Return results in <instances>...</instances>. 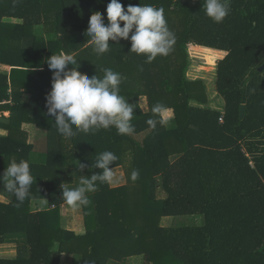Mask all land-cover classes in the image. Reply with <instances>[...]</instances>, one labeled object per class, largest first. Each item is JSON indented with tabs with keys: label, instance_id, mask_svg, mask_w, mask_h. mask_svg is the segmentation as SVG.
<instances>
[{
	"label": "trees",
	"instance_id": "1",
	"mask_svg": "<svg viewBox=\"0 0 264 264\" xmlns=\"http://www.w3.org/2000/svg\"><path fill=\"white\" fill-rule=\"evenodd\" d=\"M109 2L0 0V65L12 67L10 74L0 69V110L11 111L0 117V128L9 130L0 137V166L23 159L33 176L23 203L15 197L0 202V243L11 233L27 234L19 256L0 264H59L67 251L82 253V264H123L134 255H143L144 264H264V0H231L222 23L205 15L203 0H120L125 9L139 4L163 9L175 44L150 63L130 51V39L110 40L100 55L93 50L89 19L99 11L107 24ZM191 45L226 51L215 81L225 101L223 121L221 110L208 106L204 81L187 76ZM57 54H71L77 63L69 68L89 77L102 78L104 69L120 73L119 94L134 108L131 135H119L115 127L79 132L70 141L59 134L47 106L32 100L50 92L46 60ZM25 93L33 95L29 102L23 101ZM141 96L147 97L148 111ZM157 103L170 113L169 122L153 130L146 121ZM23 122L47 134L40 163L32 160L35 146L27 133L15 135ZM104 151L118 157L109 168L122 166L126 184L97 182L90 205L83 207L87 233L63 230L62 186L74 188L82 175L102 172L94 166ZM79 163L87 166L82 172ZM133 169L139 172L134 182ZM42 199L55 208L32 212V201ZM186 216L194 223H162L165 217Z\"/></svg>",
	"mask_w": 264,
	"mask_h": 264
},
{
	"label": "clouds",
	"instance_id": "2",
	"mask_svg": "<svg viewBox=\"0 0 264 264\" xmlns=\"http://www.w3.org/2000/svg\"><path fill=\"white\" fill-rule=\"evenodd\" d=\"M202 7L208 18L222 23L230 13L231 0H203ZM106 15L107 24L102 13L94 11L86 30L98 55L109 50L110 40L130 39V51L144 55L146 62L150 63L158 55L167 56L175 44V35L167 26L163 9L141 4L128 5L125 9L120 0H110ZM46 62L52 70V87L46 96L47 112L54 117L57 130L65 140L70 141L79 132L95 133L111 127H115L119 135H131L135 131L131 123L134 108L119 94L120 73L104 69L102 78L97 75L89 77L78 68H69V65L77 63L71 54L51 55ZM151 111L153 116L146 121L151 129L155 130L157 124L164 126L169 122L170 114L164 105L157 103ZM117 159L111 151L100 153L94 167L102 172L82 175L74 188L62 186L64 203L73 210L87 208L91 203L89 194L97 190V182H112L113 170L109 165ZM78 166L81 172L87 167L84 163ZM138 178V170L133 169L130 179L134 182ZM0 183L19 203H23L29 197L33 184L29 163L23 159L19 162L11 160L3 176H0Z\"/></svg>",
	"mask_w": 264,
	"mask_h": 264
},
{
	"label": "crops",
	"instance_id": "3",
	"mask_svg": "<svg viewBox=\"0 0 264 264\" xmlns=\"http://www.w3.org/2000/svg\"><path fill=\"white\" fill-rule=\"evenodd\" d=\"M5 20L10 21V22H21V20L13 19V18H8ZM38 29L41 32H43L41 27H38ZM52 29H53V25H50V31ZM43 33H45V31ZM191 47H192L191 51L193 53L197 52V50H195V48H194V47H196L199 49L200 52L208 55L207 57L210 56L212 58L211 60H209L210 62L214 59L217 60L214 68H217L218 61L223 59L226 55V51H223V50L207 48V47H203V46H199V45H191ZM214 57H216V58H214ZM0 69H3V70L7 69L8 74H10L12 67L0 65ZM40 69H43V67ZM201 74H202V72H201ZM193 75L194 74H192V73H187V76L190 80L202 79L204 81V83L206 84V80H204L205 78H203L202 76L201 77L198 76V74L197 75L195 74L194 76ZM214 76H215L214 78L216 81V69H215ZM46 96H47V94L45 92H43L42 94L37 93L35 98L32 100H34V104L46 105ZM208 96H209V93H208ZM32 97H33L32 94L25 93L23 95V101L29 102ZM142 97H145L147 99L146 96H141L140 99ZM3 102L5 103V102H10V101L4 100ZM224 104H225V101H224L223 97H221L220 95H219V97H217L215 99H213L209 96V104H208L209 107L216 108L218 106L219 107L224 106ZM141 107L143 108L144 111H148V109H149L148 103H147V108H144L142 105H141ZM10 114H11V111L9 109L0 110V117H7L8 118L10 116ZM22 131L27 133V137H26L27 142L31 143L35 146L34 151L32 153V160L35 163L42 162L43 156H44L45 152L47 151V143H48L47 140L48 139H47L46 132L44 130L39 129L34 123H26V122L22 123L21 128L15 129V135H17L19 137L23 136V134L21 133ZM8 135H9V130L6 127H1L0 128V137H7ZM1 163H2V160H0V164ZM7 167H8L7 165H4L3 168L0 166V176H3ZM110 169L113 170V180H112V182H110V185L112 187H119V186L125 185L127 182V179H126V174H125L124 168L122 166H117V167H113ZM160 191L164 192L161 189L159 190V192ZM162 196H165V194ZM14 197L15 196L13 194L9 193L5 188H3V184L0 183V202H2L4 204H8L14 199ZM54 208H55V205L52 204L49 199L33 200L31 203V211L32 212L49 211V210H52ZM58 215L60 217V226L63 230L71 231V232L75 233L76 235H84L87 233V228L90 226V224H89V226H87V224H86V219L84 216L83 207H81L80 209H77V210H73L66 203L62 202ZM165 218H163V219H165ZM163 219H162V223L164 221ZM47 225H50V224L47 222ZM48 231H50V228ZM47 234L48 235L45 237H46L47 241H49L50 240V232ZM26 240H27V234L25 232H16V233L9 234L7 236L5 242L0 243V259H16L19 256L20 247L26 242ZM58 245H59V243L56 242L55 247L58 248ZM82 255L83 254L79 253V252H69V251L63 252L61 254V259H60L59 264H82L83 263V259H82L83 256ZM121 263H123V264H144V256L143 255H134V256L126 257L123 261H121Z\"/></svg>",
	"mask_w": 264,
	"mask_h": 264
},
{
	"label": "rangeland",
	"instance_id": "4",
	"mask_svg": "<svg viewBox=\"0 0 264 264\" xmlns=\"http://www.w3.org/2000/svg\"><path fill=\"white\" fill-rule=\"evenodd\" d=\"M191 46L188 48L189 51V58H190V65L189 66V70L188 73H192V74H198V76H202L203 78H205L204 80H206V86L208 89V93L209 96L211 98H215V97H219L217 96V93L215 92V64L217 60H212L211 62L209 60H211L212 58L206 54H203L202 52L199 51L198 48L194 47L195 50H197V52H192L191 51ZM216 58V57H214ZM209 61V62H208ZM202 72V74H201ZM193 75V76H194ZM140 103L144 108H147V99L145 97H142L140 99ZM170 114V113H169ZM164 192H159V195H164ZM163 224L166 226H172V227H178V226H182L184 224H190V223H194L193 221V217H178V218H174V217H166L165 219H163ZM196 221V220H195Z\"/></svg>",
	"mask_w": 264,
	"mask_h": 264
},
{
	"label": "water",
	"instance_id": "5",
	"mask_svg": "<svg viewBox=\"0 0 264 264\" xmlns=\"http://www.w3.org/2000/svg\"><path fill=\"white\" fill-rule=\"evenodd\" d=\"M260 70H264V64L260 67ZM245 112H246V105L243 104V105L241 106V111H240V117H241V118H244V116H245Z\"/></svg>",
	"mask_w": 264,
	"mask_h": 264
},
{
	"label": "built area",
	"instance_id": "6",
	"mask_svg": "<svg viewBox=\"0 0 264 264\" xmlns=\"http://www.w3.org/2000/svg\"><path fill=\"white\" fill-rule=\"evenodd\" d=\"M215 88H216V85H215ZM216 90V89H215ZM216 92V91H215ZM217 93V92H216ZM217 96H219L218 95V93H217ZM215 98H217V97H215ZM215 98H213V99H215ZM216 108H218V109H220L221 110V112H222V114H221V117H220V121H223V118H224V112H225V110H224V106H221V107H216Z\"/></svg>",
	"mask_w": 264,
	"mask_h": 264
}]
</instances>
